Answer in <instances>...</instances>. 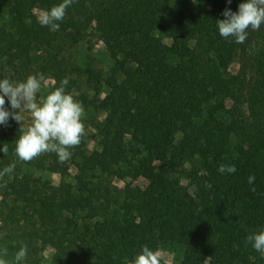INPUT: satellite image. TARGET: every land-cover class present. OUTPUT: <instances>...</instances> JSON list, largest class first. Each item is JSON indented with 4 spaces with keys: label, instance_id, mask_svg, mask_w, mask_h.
Instances as JSON below:
<instances>
[{
    "label": "trees",
    "instance_id": "trees-1",
    "mask_svg": "<svg viewBox=\"0 0 264 264\" xmlns=\"http://www.w3.org/2000/svg\"><path fill=\"white\" fill-rule=\"evenodd\" d=\"M62 2L0 0L8 18L0 80L50 72L52 91L66 78V93L84 109L96 108L105 88L99 149L89 151L83 136L67 161L49 152L25 162L15 153L20 124L10 117L0 125V149L8 147L0 171L15 165L0 178V258L16 264L26 246L20 264H43L49 246L52 264H132L143 246L173 243L183 248L176 264H264L246 242L264 229V24L237 44L216 23L246 0H73L59 30L41 26L35 11ZM91 29L113 61L107 76L71 64L60 43L67 31ZM35 44L51 50L48 61L34 55ZM230 60L237 74L228 72ZM5 108L18 111L7 97ZM221 164L236 172L221 174ZM71 168L73 185L27 171ZM106 172L143 179L154 195L131 183L117 188Z\"/></svg>",
    "mask_w": 264,
    "mask_h": 264
},
{
    "label": "clouds",
    "instance_id": "clouds-1",
    "mask_svg": "<svg viewBox=\"0 0 264 264\" xmlns=\"http://www.w3.org/2000/svg\"><path fill=\"white\" fill-rule=\"evenodd\" d=\"M73 0H63L50 10L42 11L38 16L41 26H48L51 30H59L60 24ZM231 3V0H228ZM225 19L217 20L221 37L228 39L234 37L237 44H243L248 38V29L259 30L264 24V0H246L240 3L238 12L225 9ZM45 83V76L40 73L29 75L24 82H12L8 78L0 80V125H7L11 117L20 124V135L15 141V153L21 161L29 162L41 154L56 153L60 162L70 159L71 148L79 146L81 138L85 135V125L82 122L83 106L74 99L73 95L66 93L65 86L69 81L65 78L60 86L49 92L46 97L37 100V94ZM5 97L14 110L5 108ZM27 113L30 123L25 125ZM5 154L8 152L7 144L0 149ZM15 165H10L0 171V178L10 174ZM218 171L234 174L235 165L221 164ZM255 176L250 175L248 183L253 184ZM251 191H255L253 187ZM246 242L251 243L262 257H264V229L251 233L246 237ZM7 255V250L3 251ZM27 256V247L23 246L15 254L16 264H20ZM0 264L7 261L0 258ZM132 264H169V260L160 250H152L143 246L142 251L136 255Z\"/></svg>",
    "mask_w": 264,
    "mask_h": 264
},
{
    "label": "rangeland",
    "instance_id": "rangeland-1",
    "mask_svg": "<svg viewBox=\"0 0 264 264\" xmlns=\"http://www.w3.org/2000/svg\"><path fill=\"white\" fill-rule=\"evenodd\" d=\"M41 12L42 10H36L35 14L39 16ZM236 12H238V9ZM7 21V15L0 3V25ZM60 43L64 47V53L71 64L80 67L91 65L92 67L101 70L104 76H107L113 61L111 60L104 43L101 41L99 35L94 29H91L87 35L67 31ZM33 53L36 57L46 61H48L52 56L51 50L40 44H35L33 46ZM238 71L239 64L237 60L228 61V72L234 75L237 74ZM44 76L45 83L40 91V100L46 97L55 85L54 78L50 72L45 73ZM105 95L106 89L103 88L99 98L96 100L98 106L96 108H83L84 113L82 122L85 125L84 137H86V145L89 151L99 149L97 144V134L105 116L104 112L100 109L99 103ZM231 104L232 98L230 96L227 98V107L230 108ZM27 171L32 177L49 181L56 186L62 182L72 185L76 183L75 176L77 171L75 168H71L66 172L61 170L51 172L49 170L41 169H28ZM103 175L110 179L117 188L123 189L127 184L131 183L141 187L147 194L154 195L153 188L151 189L150 184L143 179L131 181L128 177L123 178L116 172H106ZM159 250L165 255V258L169 260V264H176L182 258L183 248L177 244L164 243L160 245ZM56 256L57 252L54 249L49 246L46 247L43 252V264H52Z\"/></svg>",
    "mask_w": 264,
    "mask_h": 264
}]
</instances>
